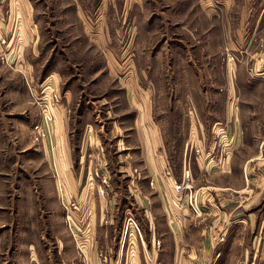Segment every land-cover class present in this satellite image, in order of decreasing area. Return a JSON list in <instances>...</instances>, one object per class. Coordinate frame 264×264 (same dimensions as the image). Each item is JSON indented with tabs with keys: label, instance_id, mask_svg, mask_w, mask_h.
I'll list each match as a JSON object with an SVG mask.
<instances>
[{
	"label": "rangeland",
	"instance_id": "obj_1",
	"mask_svg": "<svg viewBox=\"0 0 264 264\" xmlns=\"http://www.w3.org/2000/svg\"><path fill=\"white\" fill-rule=\"evenodd\" d=\"M30 1L34 5L35 20L39 22L38 45H34L35 41L26 45L24 65L19 67L22 60L18 56V43L13 41V36L5 28L12 0H0V264H96V257L99 264H123L114 259L116 250L113 246L109 247L104 242L96 244L95 240L91 245L89 239L93 235L89 225L91 202L92 206L94 203L92 196L107 199L113 186L116 189L117 182L124 183L125 178L132 191L139 192L135 182L130 181L128 172H117L116 177L113 176L100 152L105 147L107 157L115 159L116 154L119 160L121 157L125 161L123 148L129 146L126 138L133 132L130 129L132 122L127 118L132 109L119 88L126 86L124 77L130 66L122 59L125 67L112 68L104 49L118 51L130 48L133 54L144 48L168 53L178 43L183 44L182 40L173 42L176 33L162 28L166 25L161 19V25L154 26L153 21L170 11L171 0ZM174 1L181 10L187 4L195 3L196 9L202 5L222 22L213 24L211 28L210 47L220 48V43L226 55L220 61L218 57H210V60H216V68L209 75L211 80L219 81L216 89L221 82L225 85L223 80L227 81L222 93L212 92V96L218 103L216 116L223 113L229 115L224 127L230 131V135L225 137L230 145L227 146L224 139L226 151L216 150L220 163L209 170L224 172L230 182L245 186L243 214L246 221L239 232L234 225L230 229L225 247L221 248L222 256L214 264H241L239 259L242 256L254 254L256 238L261 241L260 249L264 245V224L255 223V211L264 212V84H261L264 83V64L255 65V52L264 48V0ZM79 16L84 19L83 26L79 23ZM225 18L228 22L226 28L223 27ZM142 29L143 32L148 31L146 35ZM219 31L222 32V39H219ZM223 31L226 32L225 40ZM34 48H39L37 58H34ZM167 58L171 60L172 57H164V60L168 61ZM51 69L58 71L61 79L58 77V84V79L50 75ZM123 69L124 75H121ZM131 74L132 77L136 75L134 69ZM64 86H75L77 90L74 93L78 99L66 101L62 91ZM47 94L51 96L47 97ZM21 99H29L33 103L19 102ZM42 102L51 106L53 119L49 123L44 120ZM64 102L73 123V138H76L77 130L78 133L80 131V141L83 135L85 146L80 150V161L85 157L96 161L88 169L89 180L85 187L89 190V197L86 199L80 195L76 196L77 199L74 196L67 199L68 195L59 182V173L53 165L49 167V159L54 152L50 147L51 125L57 120L59 108ZM83 120L97 126L93 128L94 140L90 142L87 132L91 126L82 127ZM239 122L240 127L243 126L242 136L232 127ZM36 124L45 127L47 136L43 139H35ZM224 127L217 124L215 134L206 135V139L211 141L207 147H223L218 144ZM98 137L99 147L94 145ZM52 139L56 145L54 132ZM28 143L34 144L26 147ZM87 143L93 146L88 148ZM229 147L238 148L227 158ZM256 149L261 151L258 164L255 163ZM78 155L72 148L74 166ZM234 155L237 158L233 160ZM255 172L262 174L260 186L255 185ZM114 178L116 181L113 182ZM192 185L190 180L189 188L185 190L188 192L189 207L195 216L201 217L204 210ZM117 186L120 187V184ZM258 195L261 200L255 201ZM121 197L125 201L133 200L126 194ZM107 223L108 217L104 219V224ZM140 233L137 215L129 212L125 214L121 230L116 234L113 232V239L120 241L121 252L126 256L133 243L137 253L143 254V263L158 264L161 242L153 237L152 245H148ZM260 233L263 235L261 239Z\"/></svg>",
	"mask_w": 264,
	"mask_h": 264
},
{
	"label": "crops",
	"instance_id": "obj_2",
	"mask_svg": "<svg viewBox=\"0 0 264 264\" xmlns=\"http://www.w3.org/2000/svg\"><path fill=\"white\" fill-rule=\"evenodd\" d=\"M176 3L177 1H169L170 11L159 15V19L151 21L154 22L155 27L158 24L161 25V22L165 24L166 27L162 28H169L174 31L173 34L176 33V39L173 42L177 43L178 40H182L183 44L178 43L177 47L170 49L168 53L164 50L152 52L144 48L141 51H134L133 54L130 48L118 51L113 48L104 49L108 64L110 63L112 68L125 67L121 63L122 59L130 66L129 72H125L126 86L119 88L123 91L132 109L127 118L132 122L133 127L130 129L133 132L128 134L130 137L126 138L129 146L123 148L125 161H122L121 157L120 161L116 154L115 159L107 157L105 147H102L103 150L100 149V152L105 158L107 169L112 171L113 176L117 172L119 174L128 172L131 176L130 181L135 182L139 192L134 193L125 178L124 183L117 182L120 187L116 185L114 189L115 185L113 186V191L107 199L92 196L94 203L92 206L91 202V223L89 225L93 235L89 239L91 245L95 240L96 244L104 242L109 247L113 246V250H116L114 259L122 261L123 264H145L141 258L143 254L137 253V247L133 243L126 256V253L121 252L120 241L113 239V232L116 234V231L121 230V223L125 214L129 212L137 215L141 228L140 234L144 242L152 245L153 237L154 240L161 242L158 264H214L222 256L221 248L225 247L224 242L230 229L234 225L239 232L246 221L243 214L246 206L243 193L245 186L230 182L225 178L227 175L224 172L215 173L209 170L218 164V153L215 154L218 149L207 147L210 146L211 141L206 139V135L213 136L215 126L222 124L224 127L229 117L226 113L216 116L218 103L212 96V92L222 93L227 81L223 80L225 85L221 82L219 89H216L219 81L211 80L209 75L216 68V60H210V57H218L220 61L221 57L224 59L226 55L222 44L219 43L220 48L210 47L213 33L211 28L213 24H222V22L202 5L196 9L195 3L187 4L182 7L184 10H181ZM34 12V5L30 0L10 2V16L9 21L5 23V28L13 36V41L16 40L18 43V56L22 60L19 67L24 65L23 51L26 45L29 42L32 44V41H35V46L38 45L36 41L39 38L40 28L39 22L35 20ZM78 19L83 26V17L79 16ZM129 20L130 18L126 20L127 24ZM223 24L226 28L228 24L226 18ZM224 35H226L225 31H223L225 40ZM219 39H222L221 31H219ZM33 54L34 58H37L40 54L39 48H34ZM129 56L135 58L130 59ZM170 56L171 60L169 58H167L168 61L164 60V57ZM255 56L256 66L264 64V48L258 49ZM223 66L226 71V65L223 64ZM133 69L136 73L134 77L131 74ZM57 72L51 69L50 75L58 79ZM121 75H124V69ZM59 79L56 80L57 84ZM261 84L264 83L261 82ZM75 90H77L75 86L63 87L62 91L66 101L72 102L73 99H78V95L74 93ZM47 95V97L51 96ZM19 102L33 103L29 99H21ZM157 105L160 106L157 107ZM66 107L64 102L59 108L57 120L51 125L50 131L52 134L54 132L56 145L51 134L50 147L54 152L51 154V160L49 159V167L53 165L59 173V182L64 187L59 186L65 190L68 195L67 199L73 196L76 198L78 195L86 199L89 197V190L85 187L89 180L88 169L96 161L87 157L80 161V150L85 146L83 135L81 134L80 141V131L78 133L77 130L76 138H73V123H71ZM30 111L33 113L32 110ZM231 115L234 116V113L232 112ZM258 119L261 120V118ZM91 123L93 124L86 120L82 122V127L87 124L91 126H87L89 127L88 141L94 140L95 130L93 128L97 127ZM240 125L239 122L232 127L242 136L243 126L241 128ZM255 128L258 127L255 126ZM107 131H109L108 128ZM107 131L106 133L109 134ZM228 135H230L229 130H227ZM255 135L257 136L258 133L255 132ZM96 140L94 145L99 147V137ZM227 141L228 139L226 140L228 146L230 142ZM33 144L28 143L26 147H32ZM91 146L93 145L86 144L88 148ZM72 148L79 153L75 166L73 165ZM237 148L229 147L227 158H230ZM196 149L201 151L200 156L196 153ZM260 154L261 151L257 150L256 164H258ZM236 158L237 156L234 155L233 160ZM187 170L190 171L192 187L194 186L193 189L204 210L201 217L195 216L190 210L188 192L180 193L176 189L177 184L185 181ZM255 175H257L255 185L260 186L262 174L255 172ZM114 181H116L115 178ZM261 192L262 190L258 194ZM123 194L133 200L128 198L130 201H125L124 197H121ZM256 200H261V196L255 197ZM106 217H108L109 224H104ZM251 221L253 222L252 218ZM256 222L264 224V212L255 211ZM15 232L17 233L18 229ZM262 236L260 233V239ZM254 244L256 248L254 254L242 256L239 259L241 264H264V245L260 249L261 241L257 238ZM259 253H261L260 256H258ZM94 260L96 264L100 263L97 257Z\"/></svg>",
	"mask_w": 264,
	"mask_h": 264
},
{
	"label": "built area",
	"instance_id": "obj_3",
	"mask_svg": "<svg viewBox=\"0 0 264 264\" xmlns=\"http://www.w3.org/2000/svg\"><path fill=\"white\" fill-rule=\"evenodd\" d=\"M3 43L5 44V41H3ZM1 46H2V44H1ZM6 60L8 61L7 58H6ZM41 106L45 109L44 110V120L49 123L53 119V113H52V110H51V106L47 102H42L41 103ZM34 129L36 131V136H35V139L36 140H39L41 138L43 139L44 137L47 136V133L45 131V127L43 125L36 124L35 127H34ZM226 136H227V130L224 127V129L220 132V139H219L220 142H219L218 146H223V143H224V146H225L224 139H225ZM224 146L223 147H218V148L216 147V148L217 149H220V152H224ZM196 153L199 156L202 154L199 149H196ZM214 156H216V155L214 154ZM218 163H220L219 160H218ZM190 180H191L190 171L187 170L185 172V181L182 182V183H180V184H177V186H176L177 191H179V192L182 193L187 188H189Z\"/></svg>",
	"mask_w": 264,
	"mask_h": 264
}]
</instances>
